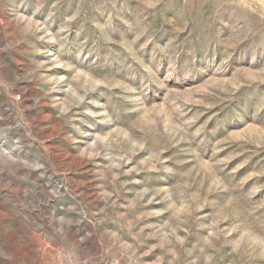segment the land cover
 <instances>
[{
	"label": "rangeland",
	"instance_id": "obj_1",
	"mask_svg": "<svg viewBox=\"0 0 264 264\" xmlns=\"http://www.w3.org/2000/svg\"><path fill=\"white\" fill-rule=\"evenodd\" d=\"M0 264H264V0H0Z\"/></svg>",
	"mask_w": 264,
	"mask_h": 264
}]
</instances>
